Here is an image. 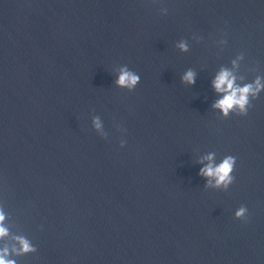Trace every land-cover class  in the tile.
Here are the masks:
<instances>
[{"label":"water","instance_id":"1","mask_svg":"<svg viewBox=\"0 0 264 264\" xmlns=\"http://www.w3.org/2000/svg\"><path fill=\"white\" fill-rule=\"evenodd\" d=\"M222 69L264 84V0H0L5 259L264 264V91L221 116ZM209 153L236 158L228 189L205 187Z\"/></svg>","mask_w":264,"mask_h":264},{"label":"clouds","instance_id":"2","mask_svg":"<svg viewBox=\"0 0 264 264\" xmlns=\"http://www.w3.org/2000/svg\"><path fill=\"white\" fill-rule=\"evenodd\" d=\"M181 51H187V45L181 42L177 45ZM195 73L188 70L181 78L182 83H194ZM140 82V76L134 71L130 70L126 65L119 69L115 79V85L120 89L133 90ZM212 87L218 94H223L222 98L213 103L212 108L218 110L221 116L227 118L230 112H235V115L245 116L249 108L252 107L251 101L257 99L261 91H264V84H261L260 79L257 78L252 83H246L243 86H238L235 83V77L226 70L222 69L213 79ZM92 125L96 130H100L101 122L99 117H94ZM124 141L121 140L120 146L123 147ZM214 153H209L203 158V161H208L204 167L199 171L205 179V187L228 189L229 185L233 183L234 177L232 175L236 164V158L231 155H226L218 163H213ZM247 209L242 205L233 214V218L237 220H244L246 218ZM5 217L0 212V238L7 235V228L3 226ZM17 242L20 245V253H28L35 251V248L23 237H17ZM7 250L0 252V264H15L13 260L5 259Z\"/></svg>","mask_w":264,"mask_h":264}]
</instances>
